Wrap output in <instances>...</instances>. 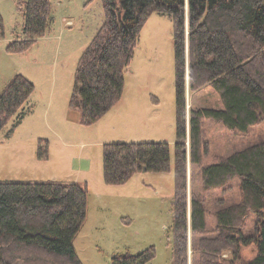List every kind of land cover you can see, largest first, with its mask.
Segmentation results:
<instances>
[{"label": "trees", "instance_id": "1", "mask_svg": "<svg viewBox=\"0 0 264 264\" xmlns=\"http://www.w3.org/2000/svg\"><path fill=\"white\" fill-rule=\"evenodd\" d=\"M104 19L78 61L69 107L79 122L90 125L121 97L124 71L129 66L140 30L153 13L168 15L173 28L175 60L176 141L174 161L167 142H122L103 145V177L107 184L126 182L141 171L173 168L171 200V264H187V147L186 77L190 90L211 85L221 107L189 110V161L197 169L200 191L190 197V227L203 234L193 244L197 264H264V136L210 162L203 135L204 118L226 128L247 132L264 120V0H101ZM185 6L187 7V37ZM24 18L23 38L7 51L28 50L45 35L50 23V0H18ZM4 33L0 15V36ZM34 85L15 74L0 93V134L12 136L24 114ZM46 157L47 140L38 143ZM236 180L239 197H218L213 216L215 233L208 235L204 194ZM87 187L79 182L0 181V264H83L73 240L86 212ZM253 214V226L245 230ZM255 254L244 259L243 246ZM229 251L225 259L223 253ZM153 246L138 254H116L112 264H146Z\"/></svg>", "mask_w": 264, "mask_h": 264}, {"label": "rangeland", "instance_id": "2", "mask_svg": "<svg viewBox=\"0 0 264 264\" xmlns=\"http://www.w3.org/2000/svg\"><path fill=\"white\" fill-rule=\"evenodd\" d=\"M18 0H0L4 33L0 36V93L15 75L34 85L26 112L9 138L0 134V181L79 182L87 187L86 212L73 240L83 264H112L116 254H138L153 246L146 264H171L174 172L141 171L126 182L107 184L103 177V145L122 142H167L174 161L176 141L175 60L172 22L153 12L144 22L133 58L124 71L120 99L96 122L82 125L79 112L69 107L74 74L81 54L104 19L101 0H50V23L45 35L24 52H9L7 45L23 38L24 18ZM187 37V7L185 6ZM211 85L190 90L186 77L187 147V264H197L193 244L203 234L190 227V197L200 191L197 169L189 161V110L221 107ZM208 152L203 162L229 154L264 136V120L247 132L230 130L220 121L204 118ZM47 140V154L39 158L38 143ZM208 235L216 225L213 211L218 197L225 202L239 197L236 180L204 194ZM253 226V214L245 230ZM255 254L253 244L243 246L242 258ZM223 257H230L229 251Z\"/></svg>", "mask_w": 264, "mask_h": 264}]
</instances>
